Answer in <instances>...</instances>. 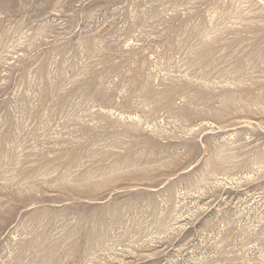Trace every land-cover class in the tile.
<instances>
[{"label":"rangeland","instance_id":"obj_1","mask_svg":"<svg viewBox=\"0 0 264 264\" xmlns=\"http://www.w3.org/2000/svg\"><path fill=\"white\" fill-rule=\"evenodd\" d=\"M0 264H264V0H0Z\"/></svg>","mask_w":264,"mask_h":264}]
</instances>
